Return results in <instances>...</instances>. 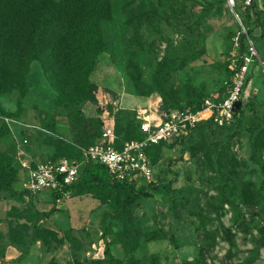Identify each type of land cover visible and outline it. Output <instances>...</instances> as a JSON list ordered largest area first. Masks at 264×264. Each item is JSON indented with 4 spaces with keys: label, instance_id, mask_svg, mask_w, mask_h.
<instances>
[{
    "label": "rangeland",
    "instance_id": "rangeland-1",
    "mask_svg": "<svg viewBox=\"0 0 264 264\" xmlns=\"http://www.w3.org/2000/svg\"><path fill=\"white\" fill-rule=\"evenodd\" d=\"M97 2L92 4V9ZM98 10L102 12L99 31L105 50L97 55L93 69L87 74L96 103L88 100L79 108H83L86 115L88 112L95 114L96 110H101L102 115L103 109L106 110L108 116L104 115L103 119L112 122L122 136L130 120L128 114L133 111L140 123L139 116L150 114L153 118H162L171 108L160 97V90L177 105L183 104L184 96L194 94V90L201 89L214 95L225 82L226 69L232 70L238 59L235 34L236 26L241 28V24L227 1L105 0ZM180 47L194 49L195 57L192 54L178 55L175 57V69L171 71L167 65L173 56L171 53ZM258 50L260 55L255 49L260 67L246 88L245 111L239 126L234 128L237 131L221 132L213 126L210 130L194 132L186 140L192 153L186 152L172 166L169 163L178 158L180 146H167L158 151L157 158L153 160L154 179L168 180L172 177L169 170H174L176 181L172 186L178 191L177 197L171 199L163 190H148L146 196H139L128 204L127 211L138 241L111 245L112 254L120 261L131 264L130 257H133L131 259L136 260V264H146L150 258L157 257L158 264H196L200 241L211 238L209 231L216 230L215 246L206 254L205 264H264V247L256 246L258 228L264 223V213L260 209L264 206V195L259 192L261 175L254 163L256 159L251 157L253 141L247 131L248 128L264 130V40L259 42ZM46 58L44 56L43 63L37 60L30 63L24 87L22 83L11 80L9 66L0 62V127L2 123L6 124L17 138L15 151L20 153L8 150L15 154L19 166L21 160L38 163L48 155L45 148L30 146L33 137L23 143L25 132H28L25 127L39 128L44 117L51 124V119L57 114L54 119L56 134L61 139L70 138L66 119L68 111L62 108L69 101L60 100L49 84L44 73L49 64ZM163 61L165 65L162 67ZM132 79L147 84L145 86L154 84L159 91L141 96ZM183 87L188 88L186 94L181 89ZM190 107L192 105L185 104L184 110L191 111ZM17 145L23 150L17 151ZM261 152L264 155V150ZM20 169L24 180L26 174ZM16 188L22 189V182L16 184ZM239 189L245 191L249 200L245 205L236 199L240 219L233 221L229 207L225 206L219 221L212 220L205 229L200 227L195 214L197 211L205 212L206 217H214L208 212L207 200L218 195L233 200L237 198ZM90 196H65L57 204L58 211L44 221V228L56 232L58 237L65 229L72 228V234L80 241L78 251L82 260L102 258L104 245L100 222L103 212L109 210L106 203ZM35 197L39 210L51 208L50 191H40ZM25 206L16 200L0 201L1 233L8 231L7 224L3 222L6 212ZM245 224L248 231L242 229ZM108 225L114 232L121 229L118 221H108ZM228 229L234 234L233 246L225 239ZM153 231L158 232L161 238L151 242L142 239ZM107 240L110 241L111 237ZM4 243L0 242V245ZM55 246L52 242V246L46 248L38 242L22 253L17 251L0 257V264H67L70 260L68 244L59 249ZM252 250H257V257L248 262L254 254ZM228 251L231 256L226 255Z\"/></svg>",
    "mask_w": 264,
    "mask_h": 264
},
{
    "label": "trees",
    "instance_id": "trees-1",
    "mask_svg": "<svg viewBox=\"0 0 264 264\" xmlns=\"http://www.w3.org/2000/svg\"><path fill=\"white\" fill-rule=\"evenodd\" d=\"M98 1V2H97ZM226 2V0H221ZM233 11L237 15L241 28L236 26L238 41L237 57L239 63L241 57L249 54V43L259 52V42L264 40V0H250L245 5V0H233ZM96 3L95 9L92 4ZM105 0H0V57L1 64L9 66L11 80L24 83V77L30 72V63L33 61L44 62V56L47 59L48 66L44 70L49 84L58 93L59 99H67L69 103L62 107L66 114L68 128L70 132L69 139H61L56 133V123L51 119L48 124L44 118L41 119L39 128L25 127L24 140L33 137L30 146L43 147L48 151L47 157L42 161L58 162L63 158L76 159L81 162L78 171L77 180L61 190L50 191L51 208L43 211L39 210L35 204V195L25 189H17L16 184L22 182L20 166L15 157L8 149L15 147L16 136L14 137L6 124L2 123L0 127V201L16 200L24 203V208H12L5 214V222L8 227L6 234L0 232V242H6L0 245V257H4L7 246H12L19 252L28 250L32 245L40 242L43 247L50 248L52 242L57 249L65 244L69 246L70 260L67 264H128L125 261L117 259L111 251V245L115 242H136L137 235L134 232V224L130 221L127 206L139 196H146L148 190H163L171 199L177 197V190L173 188L176 181V172L169 170L172 177L168 180L154 179L153 160L157 158L158 151L164 147L179 145L180 151L177 159L170 161L172 166L182 159L186 153H192V149L187 146L186 140L194 132L200 130H210L216 126L221 132L232 130L239 126L243 119L245 111V98L238 104L234 120L229 124L218 125L213 119L202 120L195 126L188 128L186 134H182L171 142H160L146 149L147 157L152 166V181L149 183L136 181H115L113 180L106 167L100 163L83 161L81 150L93 145L100 137L103 122L99 117L101 110H96L98 116L87 117L79 108V105L85 101L91 100L96 103L91 93L92 84L87 80V74L94 67V61L97 55L105 50V43L99 31L102 12L98 10L101 3ZM240 8V9H239ZM210 9V6L207 10ZM180 50V51H179ZM178 51H172L168 67L171 71L175 69L178 55L187 54L194 56V49H184L180 47ZM195 57V56H194ZM167 58H165L166 60ZM164 61L161 66L163 67ZM260 67V62L255 58L245 79L243 90L246 91L255 70ZM162 73V72H161ZM233 70L226 69L225 82H229ZM137 91L141 96H148L152 92H158V88L152 84L145 86L143 82L132 79ZM222 83L217 92L212 95L207 92L194 90V94L185 95L183 104H174L172 99L165 95L162 90L159 95L169 107L167 112L183 111L186 105H192L191 111L195 112L201 109L205 100H218L225 94L227 84ZM185 94L187 87L181 88ZM158 90V91H157ZM162 92V93H160ZM216 96V97H215ZM248 98V97H247ZM246 98V99H247ZM194 105V106H193ZM129 119L125 125L124 136L120 135L114 127L116 136V145L119 146L126 140H141L143 134L139 129V121L136 119V113L128 114ZM49 121V119H47ZM44 121V122H43ZM54 121V122H53ZM23 129L21 128V131ZM237 131V129H234ZM252 138V156L256 160L255 166L261 175L259 192L264 195V130L247 129ZM33 134L36 136L34 137ZM5 135V138L3 136ZM232 134H229L231 137ZM1 136L3 139H1ZM27 139V140H26ZM24 143V142H23ZM263 143V145H261ZM35 149V148H32ZM39 149V148H38ZM261 152V153H260ZM194 152L193 154H195ZM257 156L255 157V155ZM35 163H31L33 167ZM70 196H90L95 200L107 204L109 210L103 212L100 222V235L103 241L102 258H83L79 257V240L72 234V228L63 231L61 237L52 230L44 228V221L58 211V199H64L65 195ZM236 199L245 205L249 203L248 197L243 189L238 190L237 198L229 200L224 195H218L216 198L206 201L208 212L214 215L213 218L206 217V213L197 211L196 217L200 227L205 229L206 225L212 220H218L225 211V206L229 207L232 220L240 219V214L235 205ZM60 204V203H59ZM58 204V205H59ZM264 213V206L261 208ZM108 221H118L121 223V229L114 232L108 225ZM1 223V222H0ZM220 223V222H219ZM242 229L248 231L245 224ZM259 229V235L256 238V246L264 247V223ZM207 232V231H205ZM211 238L200 241L197 248L196 264L206 263V254L215 246L214 239L218 235L216 230H210ZM107 237H111L108 241ZM161 238L160 234L153 231L145 234L142 238L146 242ZM234 234L231 229L225 231V239L230 246H233L232 238ZM6 239V240H5ZM55 246V247H56ZM136 247V245L134 244ZM134 248V247H133ZM254 254L248 262L256 259L257 250H252ZM228 256L232 254L227 252ZM131 264L137 261L132 260ZM146 264H158V258H150Z\"/></svg>",
    "mask_w": 264,
    "mask_h": 264
},
{
    "label": "built area",
    "instance_id": "built-area-1",
    "mask_svg": "<svg viewBox=\"0 0 264 264\" xmlns=\"http://www.w3.org/2000/svg\"><path fill=\"white\" fill-rule=\"evenodd\" d=\"M226 1L233 8L234 1ZM244 3L248 5L250 0H245ZM256 56L255 48L249 43V54L242 56L240 63L237 59L233 64L234 73L230 81L225 82L227 86L223 97L218 100H205L200 110L166 112L162 118L157 119L148 116L141 118L139 129L144 135L141 140H126L117 146L114 124L102 118L103 127L99 139L93 145L81 150L83 161L104 165L115 181L151 182L152 166L146 149L186 134L188 128L202 120L213 119L218 125L231 123L242 95L245 94L243 90L245 79ZM30 163L21 160L20 167L26 172L22 187L32 194L43 190H61L73 184L77 180L81 165L78 160L67 158L58 162L40 161L33 167ZM65 196L68 197L67 194ZM61 200L58 199L57 202L60 203Z\"/></svg>",
    "mask_w": 264,
    "mask_h": 264
},
{
    "label": "crops",
    "instance_id": "crops-1",
    "mask_svg": "<svg viewBox=\"0 0 264 264\" xmlns=\"http://www.w3.org/2000/svg\"><path fill=\"white\" fill-rule=\"evenodd\" d=\"M149 106V105H148ZM82 111H83V113L85 114V111H84V109L82 108L81 109ZM89 114L88 115H86L87 117H96V115H97V113L95 112V114H91L90 112H88ZM107 114V116H108V112L106 111V110H104L103 109V111H102V115H99V117L102 119L103 117H104V115H106ZM139 115V114H138ZM98 116V115H97ZM143 117H146V116H139V119H141V118H143ZM148 117L150 118V117H153L152 115H150V114H148ZM11 123H14V121L13 122H11ZM9 125V124H8ZM9 130H10V132H11V129L9 128ZM15 136V135H14ZM16 147V146H15ZM15 147H10V150H12V151H15L16 150V148ZM24 147V146H23ZM17 151L19 150V151H22L23 150V148H22V146H19V145H17ZM8 152H9V150H8ZM10 153V152H9ZM15 153H16V151H15ZM20 152H17L16 154H19ZM11 154V153H10ZM13 157H15V154H11ZM23 172H24V174H26V172L23 170ZM63 200H61V202H62ZM60 202V203H61ZM43 211H46V210H43ZM13 252H16L17 253V250L15 249V248H13L12 246H7L6 247V249H5V252H4V256L5 257H7L8 255H9V253H13ZM6 259V258H5Z\"/></svg>",
    "mask_w": 264,
    "mask_h": 264
},
{
    "label": "water",
    "instance_id": "water-1",
    "mask_svg": "<svg viewBox=\"0 0 264 264\" xmlns=\"http://www.w3.org/2000/svg\"><path fill=\"white\" fill-rule=\"evenodd\" d=\"M230 8H231V11L234 13V11H233V9H232V7L230 6Z\"/></svg>",
    "mask_w": 264,
    "mask_h": 264
}]
</instances>
